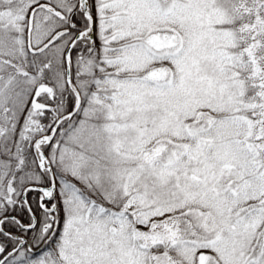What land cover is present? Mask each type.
I'll use <instances>...</instances> for the list:
<instances>
[{
  "label": "snow or ice",
  "instance_id": "6c2138e0",
  "mask_svg": "<svg viewBox=\"0 0 264 264\" xmlns=\"http://www.w3.org/2000/svg\"><path fill=\"white\" fill-rule=\"evenodd\" d=\"M0 264H264V0H0Z\"/></svg>",
  "mask_w": 264,
  "mask_h": 264
}]
</instances>
